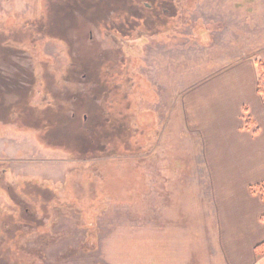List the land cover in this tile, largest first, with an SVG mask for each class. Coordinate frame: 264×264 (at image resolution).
<instances>
[{
	"label": "rangeland",
	"instance_id": "obj_1",
	"mask_svg": "<svg viewBox=\"0 0 264 264\" xmlns=\"http://www.w3.org/2000/svg\"><path fill=\"white\" fill-rule=\"evenodd\" d=\"M125 1L0 0V264H225L181 95L264 61V0Z\"/></svg>",
	"mask_w": 264,
	"mask_h": 264
},
{
	"label": "crops",
	"instance_id": "obj_2",
	"mask_svg": "<svg viewBox=\"0 0 264 264\" xmlns=\"http://www.w3.org/2000/svg\"><path fill=\"white\" fill-rule=\"evenodd\" d=\"M255 60L236 58L181 95L184 126L199 140L206 184L219 192L225 264H264V253L255 251L264 241V99Z\"/></svg>",
	"mask_w": 264,
	"mask_h": 264
},
{
	"label": "trees",
	"instance_id": "obj_3",
	"mask_svg": "<svg viewBox=\"0 0 264 264\" xmlns=\"http://www.w3.org/2000/svg\"><path fill=\"white\" fill-rule=\"evenodd\" d=\"M81 3H79L78 8L82 13H87L89 16L93 17V20L96 21V23L100 22L101 20H105L108 17H110V14L112 12H124L126 10H132L133 7L128 8L125 0H80ZM255 65L257 67V93L264 99V64L260 60H255ZM87 106H91L92 103L90 101H86ZM93 106V105H92ZM66 128L70 129L69 132L74 133L76 135H83L81 132H79L80 125L77 120H74L71 123V126L69 128V125ZM87 143L82 142L77 144L79 148L87 149ZM90 151V150H85ZM260 194L262 199H264V189L260 190ZM255 251L257 253H264V241L259 243L255 247Z\"/></svg>",
	"mask_w": 264,
	"mask_h": 264
}]
</instances>
